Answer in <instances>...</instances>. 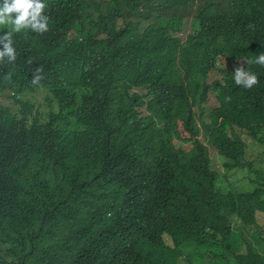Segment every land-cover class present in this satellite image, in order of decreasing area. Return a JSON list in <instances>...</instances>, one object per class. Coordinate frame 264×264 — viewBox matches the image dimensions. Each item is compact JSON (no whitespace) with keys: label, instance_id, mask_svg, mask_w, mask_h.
Wrapping results in <instances>:
<instances>
[{"label":"trees","instance_id":"16d2710c","mask_svg":"<svg viewBox=\"0 0 264 264\" xmlns=\"http://www.w3.org/2000/svg\"><path fill=\"white\" fill-rule=\"evenodd\" d=\"M207 1L55 0L47 31L12 33L0 264H264V159L238 131L264 147V4Z\"/></svg>","mask_w":264,"mask_h":264},{"label":"clouds","instance_id":"9594fccd","mask_svg":"<svg viewBox=\"0 0 264 264\" xmlns=\"http://www.w3.org/2000/svg\"><path fill=\"white\" fill-rule=\"evenodd\" d=\"M53 1L55 0H0V34L2 33V35H0V43H2V47H0V58L6 56L8 60L15 59V51L11 46L12 41L10 38L12 33L19 32L22 29L31 30L35 33L47 31L50 26L49 11ZM207 3L209 13H214L215 8L213 6V1L208 0ZM261 4H264V0L240 1L242 8L247 7L254 11H258L255 5ZM56 15L57 22L61 21L62 18L58 14ZM1 24L8 26L2 27ZM5 37H8V39L5 40ZM256 62L264 64V53L257 55ZM232 73L234 83L244 88H249L256 83V75L249 73L243 67H236ZM39 79V76H35L32 83H37ZM167 238L170 239V237L166 236V241Z\"/></svg>","mask_w":264,"mask_h":264},{"label":"rangeland","instance_id":"374dc122","mask_svg":"<svg viewBox=\"0 0 264 264\" xmlns=\"http://www.w3.org/2000/svg\"><path fill=\"white\" fill-rule=\"evenodd\" d=\"M35 99H40L41 98V93H36L33 95ZM240 134L243 136L245 141L248 143V159L257 161V168H260L263 166L262 160L264 159V147L259 145L257 142H255L250 136H248L245 132L240 131ZM211 154L214 160V163L216 167L218 168V171L220 174H227V178L230 182H233L235 187L237 189H243V190H248L250 189V177H254L255 173H252L251 175H246L243 174V172H237L235 174H231L230 172L227 173V170L225 171V167L222 165V157L217 154V152L214 150L213 147H211ZM240 171V170H239ZM245 171V170H241ZM225 172V173H224ZM246 172V171H245ZM252 187H254V184L251 183ZM258 219H259V224L260 225H254L249 228V230H252L253 234H256L260 238V242L258 243L257 240L252 237L254 242L262 246L263 245V238H264V214L258 213ZM167 242H170V239L167 238ZM205 264H209V262L204 259ZM192 264H201L200 259L195 257L191 259Z\"/></svg>","mask_w":264,"mask_h":264}]
</instances>
